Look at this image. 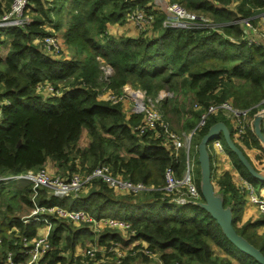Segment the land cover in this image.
Returning a JSON list of instances; mask_svg holds the SVG:
<instances>
[{"label":"trees","instance_id":"obj_1","mask_svg":"<svg viewBox=\"0 0 264 264\" xmlns=\"http://www.w3.org/2000/svg\"><path fill=\"white\" fill-rule=\"evenodd\" d=\"M152 1L27 0L29 21L23 26L0 27V46L5 48L0 55V176L36 172L50 160L63 176L107 164L114 176L142 182L148 188L132 194L94 179L75 194L54 196L49 187L40 186L37 204L83 209L96 219L126 220L132 231L126 237L145 241L146 253H159L162 264H230V258L242 264H259L239 250L242 256L238 258L231 250L235 247L216 221L195 203L203 200L201 194L194 202H179L163 193L164 169L171 165L179 175L186 161L185 151L180 149L174 156L153 134H140L136 126L141 113L128 115L121 101L113 103L99 98V94L102 87L120 94L126 84L141 88L151 98L161 90L174 94L189 91L192 102L188 109L175 96L158 103L169 124L189 112L190 118H185L182 126L188 132L195 128L203 107L211 102L230 100L240 108L255 106L264 99V50L240 39L243 31L235 19L254 14L264 1L238 0L233 6L235 0H174L189 11L207 15L215 24L212 28L163 26L165 15L151 7ZM10 3L0 0V14ZM135 8L153 14L150 27L135 36L110 34L108 25L124 24ZM49 33L60 41L57 54L43 43ZM102 65L111 68L109 74ZM194 102L202 108L193 109ZM257 109L253 107L251 114ZM219 121L227 125L240 149L241 144L261 147L251 129L241 144L235 141L233 128L221 113L209 114L191 140L198 132V145L208 127ZM84 130L88 142L80 147L77 142ZM197 145L192 150L190 147L189 155L195 158L199 191ZM236 169L255 189L257 185L264 187V182L255 180L237 158ZM215 188L223 194L224 205L232 209L235 231L264 255V235L256 232L264 219L237 227V209L244 204L245 194L227 173L215 181ZM31 192V183L27 182L15 193L31 207ZM47 216L51 248L37 264H100L74 254L84 237L93 239L89 224L75 225ZM0 224V263L11 251L13 264H24L27 257L22 238H33L41 222L13 216ZM114 231L107 229L98 236V242L119 240ZM213 245L230 258L213 253ZM134 258L129 252L120 264H134Z\"/></svg>","mask_w":264,"mask_h":264},{"label":"built area","instance_id":"obj_2","mask_svg":"<svg viewBox=\"0 0 264 264\" xmlns=\"http://www.w3.org/2000/svg\"><path fill=\"white\" fill-rule=\"evenodd\" d=\"M264 1V0H263ZM27 0H11L7 11L0 14V27L5 25L23 26L29 19L27 15ZM238 0H235L232 5L235 6ZM153 7L161 10L165 18L162 22L163 26H192L198 28H212L214 23L204 15H199L195 12L187 10L183 5L174 0H153ZM256 12L250 16H237V22L242 28L240 39L249 45L260 46L264 50V5L257 6ZM254 18L257 20L253 22ZM127 22L132 24L137 31L142 32L147 30L153 22V14L144 8H135L127 14ZM45 47L53 53H59L61 44L58 38L53 34H48L43 37ZM101 68L106 74H109L111 68L107 65H102ZM126 91V86L120 94H115L112 91L105 90V93L99 98L109 100L113 103L121 101L124 97H128V93L133 100L131 113H141L142 119L136 126L137 131L142 134L146 131L159 138L163 145L171 151L174 156H177L180 149L186 153V161L179 175L176 174V169L173 166H167L164 169V185L161 187L166 196H172L179 202L196 200L200 197L197 185L193 179L192 169L194 167L193 158L189 155L191 147V135L195 129H199L206 124L209 114L221 113L233 128V138L238 143H242L243 137L252 127L253 114L251 109L257 107V112L264 111V99L253 107L240 108L236 107L230 100L220 102H211L204 106L197 120L195 128L185 134V132H177L173 130L169 122L163 117L158 103L161 99L167 98L169 93L159 91L155 98H151L145 94L144 90L131 89ZM51 90V87L48 88ZM202 105L194 102L193 109L200 110ZM262 132L264 134V118L261 122ZM232 138V137H231ZM234 141V140H233ZM223 141L219 137L211 139L210 143L217 150H224ZM192 159V160H191ZM94 179H99L104 182L109 188L117 191L128 192L135 194L146 190L148 187L142 182H132L128 178L114 176L107 164H100L89 171H74L68 176H63L58 172L51 173L48 169L42 168L36 172L27 171L25 173L15 174L13 176H0V183L8 180L27 181L31 183L32 192L30 194L29 214L24 217L25 221L29 218L41 222L43 230L38 231L31 238H22L23 252L26 255L24 264H37L42 255L51 248L48 240V234L51 227V222L47 215H54L72 224L87 223L91 227H109L113 229H124L126 234L132 232L128 221L114 218L104 217L96 219L88 214L83 209H69L57 204L38 205L35 197L37 189L40 186H47L50 189V194L54 196H66L75 194L79 189L90 183ZM240 191L245 194V199L251 204L256 205L258 211L264 214V197L261 198L255 192L253 184L241 177L238 186ZM179 194L174 196V194ZM95 249L90 247L84 249L83 255L91 257ZM5 263L13 264L12 253L8 251L5 257ZM73 264V263H72Z\"/></svg>","mask_w":264,"mask_h":264},{"label":"rangeland","instance_id":"obj_3","mask_svg":"<svg viewBox=\"0 0 264 264\" xmlns=\"http://www.w3.org/2000/svg\"><path fill=\"white\" fill-rule=\"evenodd\" d=\"M204 16H207V15H204ZM125 23H128V22L126 21ZM128 24H130V23H128ZM0 38L2 39V36ZM4 52H5V48L0 46V55H2ZM125 86H126L127 92H130L128 87H131V89H138V88L132 87L129 84L124 85L123 88H125ZM123 88H122V90H123ZM139 89H141V88H139ZM100 90H101V92H100L99 96H101L105 93L104 87L100 88ZM122 90H121V92H122ZM163 91H166L169 93L165 97L171 98V97L175 96V99L178 101V103L179 102L185 103L186 104L185 109L189 108V103L191 101V92L179 91V92H176L174 94L173 91H168V90H163ZM123 100H126L125 102H126L127 106L124 107L122 105V107L126 110V113L127 112L131 113V108L133 107L132 97H130V95L128 93V97H125ZM158 106H159V104H158ZM127 114H129V113H127ZM189 116H190L189 112H187L186 114L183 113L182 117L179 118L178 122H176V120L171 121L170 125L175 128V131H177V132L183 131V132H185V134H187L188 131L183 129L182 126L184 124V119L185 118L189 119L190 118ZM227 121H228V124L230 125V121L229 120H227ZM197 138H198V132H196L192 137L191 150L195 147V145H197ZM219 139L221 140L222 137L220 136ZM86 140H87V134H86V131L84 130L81 134L80 139L77 142V145L82 147L85 144ZM210 141H208V142H210ZM223 146H224V149L226 150V152H229V148L227 147V145L225 143H223ZM191 158H193V160H194L193 161L194 167L192 169L193 179L197 185V180H198L197 171L198 170H197V167L195 166L194 156L191 155ZM54 168L56 169V167H54ZM57 172L63 175V173H61L59 171H57ZM51 173H53V172H51ZM259 183H261V182L259 181ZM23 184H24L23 182H18L16 180H9L7 182L4 181V182L0 183V223L1 222L7 223V220H9L13 216H19V217L23 218L29 214L30 207L28 205H26V203L21 199V197L19 195H16V193H15L16 191L21 189V186H23ZM214 186H215V184H214ZM216 191H217V189H216ZM140 192H142V191H140ZM140 192H137L135 194H138ZM255 192L258 193L256 191V189H255ZM177 195H179V194L178 193L174 194V196H177ZM259 215H260V218H258V219H264V214L259 213ZM0 226H1V224H0ZM89 228L91 230L90 234L92 235L93 239H90L89 236H86L83 238V240L81 242L77 243L76 247L78 246L79 249L76 251V247H75V250H74L75 255L79 254L82 256L84 249H88V248L92 247L95 249V251H94L93 256H91L90 258L92 259V261L94 263L120 264L121 260L125 257V255L128 254L129 252H131L132 255H135L134 264H162V262L159 258V253H157V252H150V253L147 252L146 253V249H145V247L147 246L146 242H144L141 239H135V240L130 241L126 237V232L124 229L118 230V229H113V228H109V227H97V226H95V227L89 226ZM107 229L116 230L114 232L120 236V239L119 240H111L109 242H100V243L97 242L98 236L100 234H103ZM256 232L260 235H264V224L256 227ZM94 239L96 240L95 243L93 241ZM142 242H143V244H139ZM96 243H98V244H96ZM144 243H145V245H144ZM213 249H214L213 253H215L216 255L218 254L219 256L229 257V255L226 254L221 249H219L215 246H213ZM231 250L235 254L238 255V258L242 256L240 254V252H238V250H236L235 248L232 247ZM83 257H86V256L83 255ZM231 259L232 258H230L231 264H242L239 259L233 258L232 261H231ZM0 264H7V263L2 262Z\"/></svg>","mask_w":264,"mask_h":264},{"label":"water","instance_id":"obj_4","mask_svg":"<svg viewBox=\"0 0 264 264\" xmlns=\"http://www.w3.org/2000/svg\"><path fill=\"white\" fill-rule=\"evenodd\" d=\"M264 118V111L254 114L252 126L254 134L261 142L264 149V134L262 132L261 122ZM222 137V140L233 153L239 162L246 168L248 173L260 182H264V175L258 171L251 161L246 157L243 150L240 149L231 138L230 131L223 121L210 125L206 133L201 137L197 145V160L199 165V191L203 200L195 202L205 209L209 215L219 225L220 230L227 240L240 252L252 257L259 264H264V255L250 243L244 236L237 233L232 225V209L230 205H224L223 194L216 191L211 180L210 159L207 149V143L213 138Z\"/></svg>","mask_w":264,"mask_h":264},{"label":"crops","instance_id":"obj_5","mask_svg":"<svg viewBox=\"0 0 264 264\" xmlns=\"http://www.w3.org/2000/svg\"><path fill=\"white\" fill-rule=\"evenodd\" d=\"M151 7L154 9L153 4ZM253 22L256 23L257 20L254 18ZM108 31L110 34L115 35V36L120 35V34L135 36L138 34L137 29L132 24H128V23L110 24V25H108ZM122 100H121L122 105L124 107H126L127 106V104L125 102L126 100H123V101ZM125 112H126V110H125ZM127 113L130 114V112H127ZM250 129L253 131V126ZM87 142H88V137H87V140H86L84 145H86ZM259 144L262 147V144L260 141H259ZM241 145L243 147L244 154L251 161L253 166L264 175V149H262L263 147L262 148L258 147V146L246 147L243 144H241ZM207 149H208L209 159H210V164H211V179H212L213 184H215V181L223 173H227L231 182L234 185L238 186V182L242 176L240 175V173L236 169V158L231 155L230 151L226 152L225 149L221 151V150H217V149L213 148L211 143H209V144L207 143ZM45 167L50 172H57L58 171V168L56 167V165L51 160L47 161V164L45 165ZM54 167H56V169ZM19 182H23L24 184L27 183L26 181H19ZM256 191L258 192L257 194L259 197H261V198L264 197V187H259V185H257ZM237 211L239 214V219L235 222L237 227H240L246 221H253L255 219L260 218V215H259L260 212L258 211L256 205L249 203L247 201V199H245V202L242 206H239ZM40 230H43V228L41 226L38 228V231H40ZM93 241H94V243L96 242L95 239ZM97 242H98V240H97ZM96 244H98V243H96ZM139 244H143V242L139 243ZM144 245H145V243H144ZM78 249H79V247L77 246L76 251ZM213 251H214V249H213ZM232 260L233 259H231V261Z\"/></svg>","mask_w":264,"mask_h":264}]
</instances>
